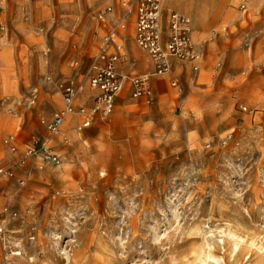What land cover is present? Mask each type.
<instances>
[{
  "label": "rangeland",
  "instance_id": "1",
  "mask_svg": "<svg viewBox=\"0 0 264 264\" xmlns=\"http://www.w3.org/2000/svg\"><path fill=\"white\" fill-rule=\"evenodd\" d=\"M148 1L0 0V264H264V0H152L163 54L173 16L191 23L166 72L138 43ZM109 34L113 111L50 134L58 83L95 107Z\"/></svg>",
  "mask_w": 264,
  "mask_h": 264
},
{
  "label": "built area",
  "instance_id": "2",
  "mask_svg": "<svg viewBox=\"0 0 264 264\" xmlns=\"http://www.w3.org/2000/svg\"><path fill=\"white\" fill-rule=\"evenodd\" d=\"M157 1L149 0V7L140 9V16L138 20V43L141 48L147 51L152 58L159 61V71L166 72L168 67V55H185L190 53V45L185 32L187 31V21L179 16H173V25L175 29L171 41L168 43L167 54L162 53V48L159 45V5ZM158 22V23H157ZM121 46L116 44L113 35L109 34L104 38L103 46L100 49L97 57H95L93 70L94 73L90 78V88L97 92L95 107L79 108L76 112V99L81 92L82 87L75 81H67L58 83L57 87L60 90L63 110L56 114L52 120H42L41 124L45 126L47 131L52 135H57L61 127L68 119V116L77 113L83 117L82 124L79 128L87 129L91 126L94 119L101 116L102 119L107 117L114 109L115 99L122 91L124 82L128 79V75L119 73V64L121 61ZM135 85L134 97L143 96V79L133 80ZM14 137H10L6 143L12 144ZM37 144L33 143L27 152L25 158L31 157L36 152ZM13 152L16 147L11 148ZM42 150L47 151V145L42 146ZM14 177V171L6 166L0 160V178L10 179ZM4 234L3 228L0 226V237Z\"/></svg>",
  "mask_w": 264,
  "mask_h": 264
},
{
  "label": "bare ground",
  "instance_id": "3",
  "mask_svg": "<svg viewBox=\"0 0 264 264\" xmlns=\"http://www.w3.org/2000/svg\"><path fill=\"white\" fill-rule=\"evenodd\" d=\"M192 2V1H191ZM195 6V5H194ZM202 7V6H201ZM170 9H171V7H170ZM177 16V15H176ZM188 19V18H187ZM198 19V18H197ZM206 19V18H205ZM186 20V19H185ZM187 21V23L189 24V27H188V25H187V31L189 30V34L191 35V23H190V20L188 19V20H186ZM204 21V20H203ZM161 22V21H160ZM206 22H207V19H206ZM206 22H204V23H206ZM199 23V22H198ZM198 26V25H197ZM195 27H196V24H195ZM193 28V27H192ZM200 37V36H199ZM193 38L196 40L197 39V34H196V31H194V33H193ZM164 80V79H163ZM161 81V80H160ZM159 83V82H158ZM164 83V82H163ZM159 84H161V83H159ZM158 84V85H159ZM160 86H163V85H160ZM85 96H83V98H84ZM55 104H57V103H55ZM79 117H77V116H75L74 114L73 115H70V116H68V119H67V125H65L69 130H71V127H73V124L77 121V119H78ZM74 132V131H73ZM72 132V133H73ZM74 136V135H73ZM16 255H21L20 253H17ZM203 259V258H202Z\"/></svg>",
  "mask_w": 264,
  "mask_h": 264
}]
</instances>
